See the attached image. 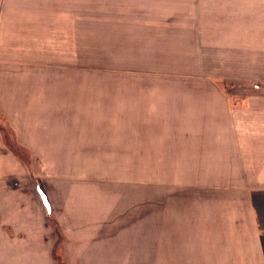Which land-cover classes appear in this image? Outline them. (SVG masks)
I'll return each instance as SVG.
<instances>
[{"label":"crops","instance_id":"1","mask_svg":"<svg viewBox=\"0 0 264 264\" xmlns=\"http://www.w3.org/2000/svg\"><path fill=\"white\" fill-rule=\"evenodd\" d=\"M49 35L182 37L190 51L206 54L213 101L227 94L219 83L238 91V80L253 77L264 86V0H0L1 61H10L3 52L28 50L17 49L19 42L35 50ZM47 57L40 65L49 66ZM249 62L257 71L244 70ZM225 96L223 111H159L161 123L151 126L158 127L157 163L182 165L175 179L197 181L174 187L173 196L207 197L198 202L205 207L174 204L173 219L154 222V232L144 215L58 219L49 227L50 210L38 203L35 217L23 214L21 190L3 187L0 198L13 197L9 208L0 201V264H264V107L250 108L249 96ZM223 180L237 188L212 185ZM183 208L193 215L183 217Z\"/></svg>","mask_w":264,"mask_h":264},{"label":"rangeland","instance_id":"2","mask_svg":"<svg viewBox=\"0 0 264 264\" xmlns=\"http://www.w3.org/2000/svg\"><path fill=\"white\" fill-rule=\"evenodd\" d=\"M183 40L49 35L33 47L37 50L19 42L17 49L28 50L1 53L10 61L0 60V65L6 63L0 69V193L3 187L20 189L16 198L23 214L33 217L38 203L46 212L38 189L48 194L49 227L58 219L69 224L110 215L141 220L144 215L154 232V222L173 219L168 214L173 215L174 204L205 205L204 196H173L174 187L197 181L176 180L182 165L157 163L151 151L158 127L151 126L161 123L159 111H223L227 94L251 97L250 108L264 107V86L253 77L238 80V91L219 83L227 94L213 101L215 88L204 75L206 54L190 51ZM42 55H48L49 66L40 65ZM260 63L264 66V55ZM244 67L257 71L253 62ZM144 126L151 131L144 133ZM212 182L215 189L238 185ZM8 197L13 195L0 198L7 208ZM2 208L0 218L5 216ZM182 214L193 215L184 208ZM198 219H203L201 212Z\"/></svg>","mask_w":264,"mask_h":264},{"label":"water","instance_id":"3","mask_svg":"<svg viewBox=\"0 0 264 264\" xmlns=\"http://www.w3.org/2000/svg\"><path fill=\"white\" fill-rule=\"evenodd\" d=\"M38 192H39V195L41 197V200H42L44 207L46 208L47 211H49L50 208H49V204L47 203V200L45 198V195L39 189H38Z\"/></svg>","mask_w":264,"mask_h":264},{"label":"trees","instance_id":"4","mask_svg":"<svg viewBox=\"0 0 264 264\" xmlns=\"http://www.w3.org/2000/svg\"><path fill=\"white\" fill-rule=\"evenodd\" d=\"M49 212H50V211H49ZM49 215H50V214H49ZM50 218H51V215H50ZM56 236H58V235H56ZM55 243H56V246H59V239H58V238H56Z\"/></svg>","mask_w":264,"mask_h":264}]
</instances>
